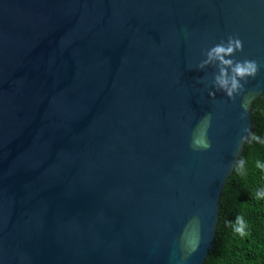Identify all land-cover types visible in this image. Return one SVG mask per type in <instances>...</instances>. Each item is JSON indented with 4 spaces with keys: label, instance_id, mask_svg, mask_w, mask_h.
<instances>
[{
    "label": "water",
    "instance_id": "water-1",
    "mask_svg": "<svg viewBox=\"0 0 264 264\" xmlns=\"http://www.w3.org/2000/svg\"><path fill=\"white\" fill-rule=\"evenodd\" d=\"M256 100L264 0H0V264H206Z\"/></svg>",
    "mask_w": 264,
    "mask_h": 264
},
{
    "label": "trees",
    "instance_id": "trees-1",
    "mask_svg": "<svg viewBox=\"0 0 264 264\" xmlns=\"http://www.w3.org/2000/svg\"><path fill=\"white\" fill-rule=\"evenodd\" d=\"M251 113L256 128L224 189L217 236L206 264H264V199L257 196L264 188V171L256 167L264 163V143L254 139L264 140V101L256 100Z\"/></svg>",
    "mask_w": 264,
    "mask_h": 264
},
{
    "label": "clouds",
    "instance_id": "clouds-1",
    "mask_svg": "<svg viewBox=\"0 0 264 264\" xmlns=\"http://www.w3.org/2000/svg\"><path fill=\"white\" fill-rule=\"evenodd\" d=\"M243 41L239 38L229 37L225 42L216 44L214 47L207 51V59H205L199 67L204 69L213 60H217L224 64L230 66L231 71L229 72L227 68H222L218 74L215 75L213 81V87L217 92H223L228 97H233L234 93H237L244 89V85L248 78H255L260 70V65L257 61L247 59V60H235L225 59V57H232L237 51H243ZM242 81L244 83H242ZM210 95L214 97L215 93L210 92ZM254 139L259 143H264L259 137H254ZM194 144L197 146H202L204 148H210L211 145L206 143L203 139L194 140ZM245 163L243 160L239 162V169L244 170ZM256 167L264 171V163L257 162ZM259 198L264 199V188H261L257 193ZM238 222H242L238 218ZM240 231V229H237Z\"/></svg>",
    "mask_w": 264,
    "mask_h": 264
}]
</instances>
